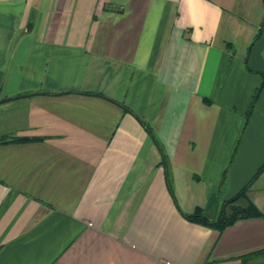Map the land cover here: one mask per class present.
I'll return each mask as SVG.
<instances>
[{
	"label": "crops",
	"instance_id": "1",
	"mask_svg": "<svg viewBox=\"0 0 264 264\" xmlns=\"http://www.w3.org/2000/svg\"><path fill=\"white\" fill-rule=\"evenodd\" d=\"M263 164L264 0H0V264L263 263Z\"/></svg>",
	"mask_w": 264,
	"mask_h": 264
},
{
	"label": "trees",
	"instance_id": "2",
	"mask_svg": "<svg viewBox=\"0 0 264 264\" xmlns=\"http://www.w3.org/2000/svg\"><path fill=\"white\" fill-rule=\"evenodd\" d=\"M264 170V164L258 169L253 179H256L258 175ZM252 179V180H253ZM246 187L237 192L234 196L223 201L219 211L215 218L208 219L202 213L201 209H196L191 214H182L183 217L193 223L200 224L206 227L216 229L218 231L224 230L226 227L234 224L238 220L250 219V218H262L264 214L261 213L253 203L248 199L246 195ZM264 254V249L248 253L247 257L253 255ZM244 264L245 261H244ZM260 264H264L260 263Z\"/></svg>",
	"mask_w": 264,
	"mask_h": 264
}]
</instances>
